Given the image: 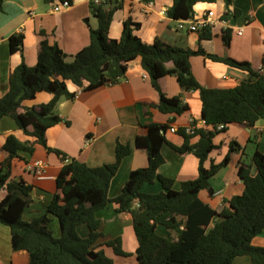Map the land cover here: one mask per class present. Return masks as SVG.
<instances>
[{"label": "trees", "instance_id": "1", "mask_svg": "<svg viewBox=\"0 0 264 264\" xmlns=\"http://www.w3.org/2000/svg\"><path fill=\"white\" fill-rule=\"evenodd\" d=\"M43 1L52 3L55 0ZM141 1L149 3L154 0ZM201 1L214 0H172L166 14L174 20L192 19L194 6ZM223 2L222 16L225 19L236 16L234 0ZM2 3L0 0V9ZM122 5L123 0L89 1L97 27H89V43L72 57V61H67V54L56 43H49L45 33L40 31L43 38L36 47L35 65L27 66L22 58L9 74L8 90L0 97V120L11 117L23 134L31 138L21 140L9 134L0 148L5 153L0 162V189L6 191L0 201V224L10 229L12 250H25L28 264H114L95 246L103 236L96 213L114 203L117 212L131 215L138 264H232L235 257L242 255L248 256L253 264H264V247L251 243L264 228V154L256 151L250 163L238 165L237 176L243 183V191L227 199L219 212L199 197V192L204 189L212 195L209 181L229 161L226 155L220 163L204 167L208 154L215 148L213 136L224 131L230 123L251 128L256 121L264 119V70H254L246 61L209 54L201 48L190 50L171 46L157 38L146 43L134 33L139 24L132 22L130 17L123 22L121 36L110 38L108 31L112 16ZM200 36L209 38L210 29L202 28ZM229 37V31L224 30L226 45ZM23 39L21 32L11 34L8 37L9 52H22ZM193 55L244 70L247 77L230 88L204 87L192 72L190 57ZM136 58L140 59V65L159 94L158 101L148 105L161 113L180 115L188 110L182 94L166 95L160 83L163 77L173 75L184 92H199L201 119L205 121V127L193 135L180 128L178 132L184 138L183 144L179 147L170 145L178 153L191 152L198 158V175L181 182L178 190L172 188L173 179L158 172L164 163L161 148L166 143L164 134L169 124L151 123L146 127V134L137 135L134 141L137 148L146 151L147 166L132 170L119 195L110 198V182L122 159L130 154V145L117 140L113 162L90 166L75 158L64 162L66 154L47 144L45 132L62 121L55 110L59 100H72L77 94L68 89L67 82L84 91L116 84ZM41 91L53 95L48 103L32 107L22 105L23 100L33 98ZM219 124L224 125L222 130L216 129ZM194 136H198V140L190 143ZM37 144L54 152L64 162L55 178L56 189L46 211L58 222L60 236L57 238L48 227L50 219L47 214L31 221L23 220V210L31 201V186L10 177L12 161L22 158V153L32 154ZM229 148L230 152L234 150L231 143ZM156 180L162 191L154 194L140 191L142 184ZM80 224L87 226V237L78 234ZM158 226L170 231L168 235L159 234ZM172 231H176L174 235ZM105 244L117 255H129L122 250L119 237Z\"/></svg>", "mask_w": 264, "mask_h": 264}, {"label": "crops", "instance_id": "2", "mask_svg": "<svg viewBox=\"0 0 264 264\" xmlns=\"http://www.w3.org/2000/svg\"><path fill=\"white\" fill-rule=\"evenodd\" d=\"M89 1L70 0L69 8L55 12L52 10L53 2L3 0L0 9V97L7 92L9 74L22 58L27 66L35 65L36 47L43 38L40 31L45 33L44 37L49 43H56L67 54V61H72V57L89 43V27H97V19L90 13ZM93 1L99 3L104 0ZM171 4L172 0H154L149 3L123 0L122 7L112 16L108 36L118 39L124 20L130 17L132 22L139 24L134 33L146 43H152L157 38L171 46L190 50L201 48L209 54L246 61L254 70H264V0H234L233 7L237 10V15H230L229 19L222 16L225 9L223 0L198 2L194 6L195 13L212 10L217 19L222 17L227 21V26L217 21L210 29L209 38H202L200 31L178 29V20L166 14ZM85 19L88 20L87 23ZM239 29H242L240 35L237 34ZM224 30L229 31L228 45L224 43ZM16 32L24 35L22 52L10 53L8 37ZM190 65L198 82L207 88L234 87L247 77L244 70L202 55L191 56ZM160 83L168 97L182 94L188 105L186 112L180 115L164 114L148 105L157 102L159 94L140 65L139 58L129 63L125 76L116 84L84 91L67 82L68 89L77 94L72 100H59L55 110L62 121L46 130L47 144L63 151L68 159L75 158L90 166L113 162L117 140L129 144L131 152L122 159L108 188V197L115 198L129 173L147 166L146 151L137 148L134 141L137 135L146 134L148 124H169L180 129L191 119H201L198 91H182L173 75L163 77ZM52 96L41 91L33 98L23 100L22 105L32 107L48 103ZM9 134H14L21 140L31 139L23 134L11 117L6 116L0 120V148ZM164 137L166 143L161 148L164 163L158 168V172L173 179L172 188L178 190L181 182L197 177L198 158L191 152L178 153L171 148L170 145L179 147L183 144L184 138L179 132L171 133L166 130ZM197 140L198 136H194L190 143ZM212 142L215 148L208 154L204 167L209 168L212 163H220L226 155L229 156V161L210 179L212 195L204 189L199 192V197L219 212L226 205L227 199L243 191V183L237 176L238 165L250 163L256 151L264 154V119L256 121L251 128L230 123L224 131L213 136ZM230 143L234 148L231 152ZM4 157L5 153L0 150V162ZM21 157L12 161L10 177L14 180L21 179L31 186V201L24 208L22 218L31 221L47 214L52 235L59 237L58 222L46 211L56 189L55 178L64 162L54 152L46 151L39 144L35 146L32 154L22 153ZM37 160L46 164L45 178L37 179L28 168V165ZM254 173L253 168L252 174ZM140 191L154 194L162 191V186L156 180L142 184ZM5 195V189H0V201ZM115 209L116 205L109 203L96 213L101 221L99 230L103 234L95 243L96 249L104 251L114 264H138L135 255L137 240L131 215ZM156 230L164 236L170 232L162 226H158ZM77 232L81 237H87L89 233L85 224L78 225ZM175 232L172 231L171 234L174 235ZM116 237L120 238L121 248L128 256L115 254L112 247L105 244ZM251 243L264 247V228L252 238ZM0 264H28V253L25 250H12L10 229L3 224H0ZM232 264L253 263L248 256L242 255L235 257Z\"/></svg>", "mask_w": 264, "mask_h": 264}, {"label": "built area", "instance_id": "3", "mask_svg": "<svg viewBox=\"0 0 264 264\" xmlns=\"http://www.w3.org/2000/svg\"><path fill=\"white\" fill-rule=\"evenodd\" d=\"M71 6L70 0H55L52 4V10L57 12L62 9L69 8ZM219 21L223 25L227 26V21L223 19L222 17L216 18L214 12L212 10L204 11L201 14L195 13V16L192 19L187 20H178L177 28L181 30L186 31H200L204 27H208L211 29L215 26L216 22ZM242 29H239L237 31V34H241ZM263 70V69H260ZM205 121L203 119H200L198 121L191 119L189 123L183 127V130L186 134L193 135L196 133V131L200 128L205 127ZM224 128L223 124L217 125V130H222ZM171 133L178 132V128L174 125L169 126L167 129ZM68 158L64 160V162H67ZM37 179L45 178V168L46 164L40 160L34 161L32 166L30 167Z\"/></svg>", "mask_w": 264, "mask_h": 264}, {"label": "rangeland", "instance_id": "4", "mask_svg": "<svg viewBox=\"0 0 264 264\" xmlns=\"http://www.w3.org/2000/svg\"><path fill=\"white\" fill-rule=\"evenodd\" d=\"M33 164V163H32ZM32 165H28V168L30 169V170H32L30 167H31ZM159 233V232H158ZM160 234V233H159ZM54 236V235H53ZM55 237V236H54ZM57 238V237H56Z\"/></svg>", "mask_w": 264, "mask_h": 264}]
</instances>
